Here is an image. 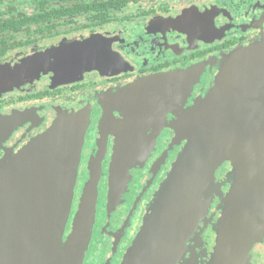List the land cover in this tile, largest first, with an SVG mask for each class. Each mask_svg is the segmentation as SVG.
<instances>
[{
	"label": "flooded vegetation",
	"instance_id": "obj_1",
	"mask_svg": "<svg viewBox=\"0 0 264 264\" xmlns=\"http://www.w3.org/2000/svg\"><path fill=\"white\" fill-rule=\"evenodd\" d=\"M263 40L264 0H0V118L13 128L0 138V162L71 119L81 150L64 238L99 167L82 264H122L185 150L183 118L233 53ZM232 183L225 162L176 221L175 264H215ZM248 255L245 264H264V238Z\"/></svg>",
	"mask_w": 264,
	"mask_h": 264
},
{
	"label": "water",
	"instance_id": "obj_2",
	"mask_svg": "<svg viewBox=\"0 0 264 264\" xmlns=\"http://www.w3.org/2000/svg\"><path fill=\"white\" fill-rule=\"evenodd\" d=\"M159 84L164 83H150ZM180 128L185 150L157 192L122 264H175L180 248L174 242L176 221L183 224L225 162L232 166L233 183L222 204L214 263L245 264L251 247L264 238V40L229 57ZM12 130L0 118V138ZM80 137L79 126L62 120L0 162V264H82L101 169H91L64 238Z\"/></svg>",
	"mask_w": 264,
	"mask_h": 264
},
{
	"label": "rangeland",
	"instance_id": "obj_3",
	"mask_svg": "<svg viewBox=\"0 0 264 264\" xmlns=\"http://www.w3.org/2000/svg\"><path fill=\"white\" fill-rule=\"evenodd\" d=\"M76 186V185H75ZM74 202V201H73ZM72 208H73V205H72ZM77 208V207H76ZM72 214V213H71Z\"/></svg>",
	"mask_w": 264,
	"mask_h": 264
}]
</instances>
